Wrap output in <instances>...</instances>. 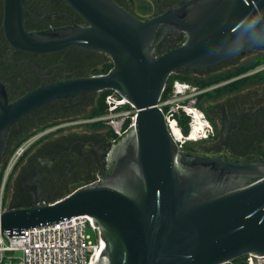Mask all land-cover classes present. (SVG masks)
Instances as JSON below:
<instances>
[{
    "label": "water",
    "instance_id": "1",
    "mask_svg": "<svg viewBox=\"0 0 264 264\" xmlns=\"http://www.w3.org/2000/svg\"><path fill=\"white\" fill-rule=\"evenodd\" d=\"M89 24L41 34L24 27L25 0H4L5 32L16 50L48 54L103 52L107 73L0 100V158L12 125L56 101L115 91L137 110L135 124L111 147L110 172L52 203L0 213V233L92 217L102 248L95 264H226L264 256V160L231 162L182 151L160 107L172 75L227 63L247 50L264 53V0H192L141 21L112 0H65ZM185 33L158 55L159 27Z\"/></svg>",
    "mask_w": 264,
    "mask_h": 264
},
{
    "label": "flooded vegetation",
    "instance_id": "2",
    "mask_svg": "<svg viewBox=\"0 0 264 264\" xmlns=\"http://www.w3.org/2000/svg\"><path fill=\"white\" fill-rule=\"evenodd\" d=\"M112 1L139 20L147 21L176 10L192 0ZM24 10V27L28 33L41 34L75 26L89 27L86 20L65 0H25ZM186 40L185 33L161 26L156 31L154 47L157 54L161 55L181 47ZM73 50L82 51L88 57L73 61V57H70ZM255 52L257 51L247 50L244 55L240 54L227 63L203 71H178L193 75L192 79L197 81L196 86H189L184 97L186 100L182 104L195 105L193 107L197 108L199 100L210 101L214 98H222L220 100L223 103L219 106L217 115L213 108L210 109L213 110L212 114L205 111L215 130L209 131L207 140L200 139L204 144L217 143V152L197 153L189 147L201 142L193 141L186 142L183 147L185 153L219 156L238 162L252 161L246 156L251 150H264V66L254 68L255 64L249 62L251 58L256 59L258 56ZM92 54L107 55L79 47L48 54L16 50L6 36L5 3L0 0V100L6 98L8 104L12 105L43 86L92 77L89 76L88 69L92 64L89 55ZM234 60L238 61L233 62ZM241 60L244 62H239ZM93 64L107 65L106 56ZM252 78L256 80L254 87L250 88ZM70 100L73 99L50 103L10 127L6 150L0 158V174L3 169L1 167L9 157L7 153L10 144L16 152L20 150L19 159L22 158V161L11 182L12 204L8 205L6 201L3 203L4 209L52 203L83 186L99 181L110 172V149L119 140L111 142L98 131H89L91 120L71 121L79 110L70 111ZM183 114L185 115L184 112ZM190 121L189 118V123ZM76 127L83 129L75 131ZM74 132L78 137H74ZM254 159L264 160L262 157Z\"/></svg>",
    "mask_w": 264,
    "mask_h": 264
},
{
    "label": "built area",
    "instance_id": "3",
    "mask_svg": "<svg viewBox=\"0 0 264 264\" xmlns=\"http://www.w3.org/2000/svg\"><path fill=\"white\" fill-rule=\"evenodd\" d=\"M189 85L176 82L169 98L160 102V107L164 111L168 128L177 142L179 148L183 151L186 142H193L192 136L197 135L201 140L207 139L213 128L205 120L204 128L194 129L196 121V112H199L203 119L205 115L197 108L182 104ZM111 98L108 110L109 123L113 127L115 134L121 139L135 124L137 110L126 99ZM129 107L127 111L118 110ZM181 111L185 113L191 121L190 131L184 138H177L174 134V128L180 127L179 117ZM122 118V121L119 119ZM127 119L131 122L128 127L124 126ZM180 130L181 127H180ZM5 209L0 204V213ZM88 228L98 232L97 242H93L91 236L87 233ZM102 248V240L99 230L95 227L92 217H75L68 221L44 227L31 228L25 231V237H8L0 233V264L5 260L8 264H95V260ZM246 264H264V256L247 255ZM229 264L232 263L228 262Z\"/></svg>",
    "mask_w": 264,
    "mask_h": 264
},
{
    "label": "rangeland",
    "instance_id": "4",
    "mask_svg": "<svg viewBox=\"0 0 264 264\" xmlns=\"http://www.w3.org/2000/svg\"><path fill=\"white\" fill-rule=\"evenodd\" d=\"M255 54L258 55L256 57V59L257 58L260 59L263 57L264 53L257 51V52H255ZM89 56H91L89 61L92 63L90 66H88L89 76L102 75V74H97V73L102 71L104 69V66L99 65V64L94 65L93 63L96 62L97 60L101 59V58H104L105 56H106V64L112 65V68L114 66L112 59L110 58L109 55L92 54ZM70 57H73V61H77V58L85 60L88 56L85 55L84 53H82V51L73 50L70 52ZM256 59L251 58L249 60V62H253V64H256ZM237 61L238 60H234L233 62H237ZM239 62H244V60H241ZM172 76H173V78L175 77L173 84H175L176 82H179L181 84H187L189 86H191V85L196 86L197 81H194V79H192L193 75L184 74V73L181 74L177 71ZM258 76L259 75L256 76V79L258 78ZM256 79L252 78L250 80V85H249L250 88L254 87V83H255L254 80H256ZM118 97H119V95L115 91L107 90V91H104L101 93L92 94L89 96L80 97V98L70 100V111H72L73 109L79 110L78 112H76L77 114H74V119H71V121H74V120H79V121L91 120L92 126L89 125V131H93V129H94V130L98 131V133H100L101 135H105L108 139H110L111 142L114 141L115 139L119 140V138L115 134L113 127H111V124L109 123V120L107 119V117L109 115L108 110L111 106L108 102L111 98L119 99ZM220 99H222V98H216V99L214 98L210 101H207V99L199 100L196 107L199 109V111L203 112L205 114V116H206L205 111L206 112L208 111L212 114L213 110L211 111L210 110L211 108L214 109V111L216 112V115H217L218 111H220L219 106H221L223 104L222 100H220ZM101 101L107 107L106 114L104 116H101V117H93L92 116L93 112L98 108ZM192 106H195V105H192ZM84 107H85V109H82ZM128 108L129 107H125L121 110L119 109L118 113H120V111L121 112L127 111ZM215 112H213V114ZM181 113H183V111H181ZM210 117H211V115H210ZM205 120H207L210 123L211 127L215 130V126H214L213 122L211 121V119L206 116V118L203 119L202 121L204 122ZM119 121H122V118H120ZM130 122H131V120L127 119L124 123V126L128 127ZM82 129L83 128H77L76 127L75 131L80 132V130H82ZM72 134L74 135L75 138L78 137L77 136L78 134H76L75 132ZM203 140H207V139H202V141ZM198 142H201V140ZM194 143H197V142H194ZM201 143L191 145L189 148L195 150L197 153L199 152L200 154L201 153H203V154H214L217 152V143H215V144L212 142L206 143V144H204V143L201 144ZM247 153L248 154L246 156L248 157L249 160H253V158H259V157L264 158V150H260V149H257L255 151L251 150L250 152H247ZM8 155H9V157L7 158L5 165L3 167H1L3 169H2V173L0 174V204L2 206H3V203L4 204L6 203V201H8V205L12 204L11 203V196H10L11 182H12V179L15 178V171L17 169V166L22 161V158L19 159L20 158V150L16 152V150H14L13 145H11V144H10L9 149H8L7 156ZM229 157H231V155H229ZM256 160H259V159H256ZM57 200H60V199H56L55 201H57ZM87 233L91 236L93 242H97V240L99 238L98 232H95L92 229L88 228ZM246 260H247V258L244 256L242 258H239V259L232 261L231 264H246ZM3 264H8V261L5 260V262ZM226 264H229V263H226Z\"/></svg>",
    "mask_w": 264,
    "mask_h": 264
},
{
    "label": "trees",
    "instance_id": "5",
    "mask_svg": "<svg viewBox=\"0 0 264 264\" xmlns=\"http://www.w3.org/2000/svg\"><path fill=\"white\" fill-rule=\"evenodd\" d=\"M255 61V60H254ZM253 63V62H251ZM260 66H264V54L262 58H257L256 59V64L254 66V68L256 67H260ZM112 69V65H106L104 66V69L102 71H100L97 74H107L110 70ZM175 77L173 78L170 77L168 85L166 87V90L163 94L162 97V102L166 101L169 96L172 93L173 90V81H174ZM106 109L107 107L105 106V104L101 101L100 105L98 106V108L93 112V117H101L104 116L106 114ZM179 121H180V127L182 129V132L184 135H188L189 131H190V125H189V118H187L184 114L182 116L179 117ZM115 136V135H114ZM116 137V136H115Z\"/></svg>",
    "mask_w": 264,
    "mask_h": 264
},
{
    "label": "bare ground",
    "instance_id": "6",
    "mask_svg": "<svg viewBox=\"0 0 264 264\" xmlns=\"http://www.w3.org/2000/svg\"><path fill=\"white\" fill-rule=\"evenodd\" d=\"M203 120V116L199 113L196 112V121L194 122V129L195 130H201L202 128H204V122ZM174 134L175 136L179 139V138H184V135L182 133V131L180 130V127H175L174 128ZM192 141H199L200 138L197 135L192 136L191 138Z\"/></svg>",
    "mask_w": 264,
    "mask_h": 264
}]
</instances>
